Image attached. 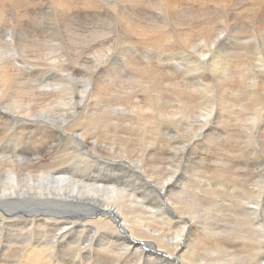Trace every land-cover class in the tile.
<instances>
[{"label": "bare ground", "instance_id": "obj_1", "mask_svg": "<svg viewBox=\"0 0 264 264\" xmlns=\"http://www.w3.org/2000/svg\"><path fill=\"white\" fill-rule=\"evenodd\" d=\"M22 1L23 0H16L15 2L20 3ZM129 1L130 0H127V3L125 2L126 4L124 3L125 5L124 7H120V5H122L120 4V5L115 6L116 8H111V10L114 12H116L117 10H120V11L124 10L123 12H121L120 20H119L120 23L123 24V29H124L123 31L124 36L122 35L124 43H123V46L121 47L120 54L122 55V58H121L122 61L127 63L131 67V69L136 72V74H134L133 77H131L130 79H128L127 74L119 77L121 73H117L118 71H116L115 68H109V66H105L104 60L103 59L99 60V58H98L99 61L92 62L91 60V63L89 64V66L87 65L88 67H90V68L87 67L88 69H91V66L99 67V68L103 66V69H108V73H107L108 79L106 80L103 79L104 80L103 85H102L103 89L100 90L98 87L97 89L98 91H101L100 94L103 92L105 94L109 93V95L114 96V99H118L119 97L118 94L121 92V85L123 84V82L133 81L131 84L143 83L146 81V78H149L150 76L155 75V74H157L156 77L158 80H157V83L152 88V91H155L154 93H156L157 95L159 93L160 95L163 90L161 87H158L159 78L168 69V67H165L166 66L165 64H162L161 66H157L155 60H153L152 54L149 52H146L145 50H143L142 52L141 48L138 46L139 44L137 45L135 43V39L138 38V35H141V37L146 38L147 36H150L153 32L157 30H164L163 28L168 27L167 21L170 19L167 20V18H169L171 15L168 16L167 14L168 17L164 19H148V20L134 19L136 16V12L131 11V9L130 11L128 10V6L130 3ZM113 2L115 3V1ZM137 3L138 1L135 0V4ZM259 4L260 5L264 4V0H222V1H218L215 4H213V6L215 8H218L219 6H223V8H220L219 10L214 11L215 16L218 20L230 22L232 24V31L235 30V31L241 32L238 29V26H239L238 19L239 18L237 20L234 19L231 21L230 19H228V17H231V15L224 10L229 11V8L231 7L230 5L232 6L235 5L237 7L234 9L233 15L236 14L239 16H243V15H240V13L242 14L243 11L248 10L250 6L252 8L253 5H259ZM1 6L2 5H0V13H2ZM177 7H179L178 2L175 0H161L157 8H159V12L166 13V10H168V12L170 11L171 14L174 15L178 11ZM177 20L180 23V25L177 22ZM112 21L114 22V20ZM63 22L65 21L62 20V23ZM68 22L66 23L68 24ZM118 23L119 22H117L116 24ZM108 24L110 23L108 22ZM184 24L187 26V23H184ZM67 27L68 29H70L69 28L70 26H67ZM257 27L254 24L253 26H251L252 38L250 37V39H240L238 38L240 35L238 37L236 35H231V37L229 38V32L227 31V29L226 30L222 29L221 31H218V34L216 33L217 36L214 38L212 36V32H213L212 27L207 26L206 27L207 30L205 29L206 32H204V35L207 40L202 39V41L198 45L200 47V51L195 52V60L190 58L193 61L189 60L187 65H184L181 62H177L176 64H173V62L171 63V68L177 71L181 69L184 72L187 69L190 71L197 72V74L191 75V78H190V80H193V81L197 80L196 83H192L193 81H187L185 82L188 84L187 86L184 85L185 87H183L180 85V88L178 89L179 92L177 93V96H178V99L180 100V103L184 107H187V104L191 102L190 100L194 95L206 96L203 89H205L206 91H210L211 89H213L212 87H210L209 85L203 82V78L205 77L207 79L211 78V80L212 79L218 80L217 83L220 85L221 90L223 92H226L230 89H234L235 87H236L235 90H237L243 85L244 89L248 91L247 94L252 97L253 102L256 103L257 101H260L258 105H261V110H258L260 111L258 114H264V78L262 80L257 81V79L259 78L258 76H249L247 74L242 73L240 70H237L232 67L235 57L246 58V60H248V57L250 56L260 57L262 54H264L263 53L264 44L260 41V39L257 36V33H258L257 30L264 34V28H257ZM168 28L169 30L168 31L165 30V31L173 34L177 38L184 32H193V29L190 26H187L186 28L181 26V20L179 19V17L176 19L175 28L172 29L171 25ZM196 28H199V26H196ZM19 30L17 31L15 27L9 28L8 35L10 38L5 40L4 45L0 42L3 45V50L5 48V49H11L13 51L11 58L5 57L4 54L0 52V84H9L11 81H14L16 84L21 83L27 86L19 90L21 96L27 92L26 90H28V92L31 93L33 96L35 95L41 96L43 93L48 96H54V99H56V101L57 100L64 101L68 103V106H69V104H71V102L69 101V98L73 99L72 97H75L73 96L74 88L72 86H69V84L71 83L72 78L76 80V75L72 74L70 78H67L68 80H64L62 78L63 76L62 71L67 66L66 61L70 62L71 59L74 57L72 55L74 54L73 47H72L73 42H70L71 45L69 46L66 45L65 43L62 46V49L65 50L64 53L67 57H64L62 55L64 58H62L61 62H59L61 64V67L57 66L58 64L57 60L59 59L58 57H61V56L57 55L58 59H56L55 56H53L54 57L53 59L49 57V53L46 52V50H43V49L41 50L39 47V44L35 43V46L37 47V50H36L37 56L39 54H42V51H44L42 56H38L39 61H40L39 65L42 66L44 63V60H48L47 62L48 72L44 69H40V70H44L47 73L51 72L53 75L50 77L48 81L46 79V84H48L47 82H50V86H49L50 89L43 90V92L41 93L36 89L38 88V85L34 83L32 84L29 82L34 79L36 80V78L38 79L36 75H35V78H34V75H32L33 70L36 69L34 67L37 64L36 65L31 64L32 60L31 61L28 60L29 58L26 59L28 63L22 60L21 61L16 60L17 59L16 57L18 55L17 51L15 50L16 42H18L17 40L22 39L21 36H24V33H25V31L23 33L22 30L20 31ZM57 31H59V29H57ZM109 34H112V33H109ZM168 37L169 35H166L164 37L159 36L158 41L155 40L152 43L151 45L153 46L152 48L160 49L162 43L165 40H167ZM49 38L51 39V33H50ZM64 38H67V35ZM99 38H100V35H98L97 39ZM68 39L73 40V38H68ZM46 41L48 43H52V41H48V40ZM76 41H78V39L74 40V42ZM119 42L121 41H119V37L116 36L111 40V43H109L111 45L104 47L106 49L103 52L101 50L95 51V49H97L95 48L94 49L95 54L93 58H96L95 57L96 55L97 57L98 56L110 57L111 53H113L112 51H114V49L117 48L116 46L118 45ZM218 43L223 44L224 48L218 47ZM31 45H33V43ZM223 49H226L228 51L223 52ZM221 53L224 54L223 57L225 58L228 57V59L225 60V62L227 63H225L224 66L220 65V63L222 64L224 62H222L220 59H216L217 56L222 55ZM86 57L87 56H85V58ZM50 58L53 61H55L56 59L55 63L54 62L50 63L52 62ZM49 59H50V62H49ZM93 61L95 60L93 59ZM81 62H84V60ZM88 62L89 61H87V64ZM149 62L150 64L148 65ZM36 63H38V60ZM242 63H245V62L242 60ZM230 65H231V69H230ZM12 66H14V68H12ZM42 68L44 67L42 66ZM55 68H58L59 70L58 69L57 70L60 72L56 73L57 71H55L56 70ZM263 69L264 68H263L262 63L258 61L254 63V70L256 73L261 72L262 74H264ZM99 74L102 76V73H99ZM27 76H31V78ZM26 77L29 80L26 79ZM81 77L82 78L87 77L86 78L87 86L86 88H84V90L85 89L89 90L90 88H92L91 87L92 85L98 84L96 81V78H94V74H91L90 72L89 73L84 72V75ZM183 77L186 79V76H183ZM40 81L44 82L45 80L40 78ZM107 82L110 83L109 87H108ZM79 84L77 87L80 86ZM201 87L203 89H201ZM126 89H128V87ZM5 90L6 89H4V91ZM238 90L240 91V89ZM152 91L147 93V97L149 96L153 97ZM210 93L211 95L214 94V92L212 91H210ZM82 94L83 93H80L81 96ZM98 94H94V95L97 96ZM134 94L135 92L134 93L132 92L128 96L132 97L131 102L135 106L136 110H139L141 104H139V102L134 103V97L132 96ZM158 100H160L159 97H158ZM15 102L18 103L19 99H16ZM99 108L100 107H98V109ZM61 109L63 110L62 112H60V114H67L68 112L67 109L65 108H61ZM213 110H214V105L212 106V109L211 111H209L208 114L206 113L202 114L204 118L199 120V123H198L199 130L197 131V135H198V132L200 131V133H204V135L206 136V134H208L209 131L211 132L214 130L216 123L213 124L211 120L209 119H207V121L204 122V120L206 119L208 115L213 114ZM89 112L92 113L94 112V110H90ZM121 112L122 111L119 109L118 114H121ZM123 112H125V110ZM3 113L7 114V119H12L14 120V122L21 123L24 128L25 127L34 128V125H27L26 123H24L26 121V118H21L23 122L17 120L16 117L20 116L18 114H8L6 112H3ZM162 114L163 113L160 110H158V113L156 115H151L149 117L148 123H153L154 119H156L157 121L159 120V122L162 124ZM100 116L101 115L94 114L91 116L90 119L83 118V125L81 126L78 124V119H76L77 121L75 120L76 122L75 124H77L76 131H80L82 134L78 136L79 139L75 137V135L73 134L74 132L72 133V132L66 131L67 129L65 130L63 126L62 128L61 127H58V128L51 127L50 125L45 126V127H42V126L37 127L38 129H45L49 131V133H51L52 136H55L57 133H63L62 136H65L64 138L66 139L75 138L74 142H75V145L77 146V149H76L77 153L81 154L82 158L84 159L81 162L77 163L79 167L82 168V171H83L82 178L76 179L74 175L62 174V172H65L64 170L55 172L52 169H47V170L42 169L40 165L42 161H44L43 156L25 157L21 154H20L21 156H19L18 152L13 153V152H10L11 150L10 151L4 150V152L0 154V160H2V162H0V172H2V170L5 171L3 172L4 174L2 173V175H0V264H104V263L120 264V262L124 260V257L126 258L128 256L129 258L131 256H134L138 260L137 264H155L153 261H151L148 258V252H151L152 254L156 255L158 257V261L160 262V264H233V261L231 262L229 260V258L232 257L233 254L230 255L229 250L233 249V247H236L239 244L238 241L242 239V237L246 239L245 242L243 241L240 242L241 244L240 246L244 245L245 247L242 250V253L245 254V258L249 259V257H251L254 259L255 264H264V261H263L264 260V255H263L264 254V186H261L260 188L256 189L257 190L256 192L255 189L253 188L251 189L249 187L250 183L247 179H245V176L242 177L238 173H235V174L233 173L232 177L228 178L225 181H219L216 184L214 181H213L214 184H211L212 183V180H211L212 178H211L210 179L211 181L209 180V182H211L210 183L211 185L210 187H207L206 189V192H208L207 197H209L211 194L221 195V194H226L230 191H232L233 193H237V192L239 193L238 190H241V193L244 196V198L240 200L241 203H243L241 206H244L243 208L240 207L243 209V216L241 218V223L248 224L249 226L248 228L245 227L246 228L245 230H239L237 228H236L237 230H235V228H233V235L229 236L230 238L229 240H233V242H230L226 238L222 239L218 237L213 230H212L213 232L208 230L206 231L208 235L205 240L201 241L200 243L196 245H189L187 243V238L185 236V231L187 229V225L186 223H184L185 217L178 215L177 209H183V208L191 209V211H193L192 219H198L202 217L200 208L197 207L196 210L194 208L195 206L194 200H190L183 196H176V197L171 196L168 199H166L167 201L165 203L157 202L154 205V208L151 209V207L148 205V202H147V198L150 197L151 195L148 196L146 194H143L142 198L138 199L137 192L130 188L133 182L130 178L126 179V182L124 183L125 184L124 187L120 186L121 184L120 178L118 179L119 182L118 183L116 182L118 185L116 183L109 185L105 183V180H103L104 178L103 176H106L108 174L107 172H106L107 174L104 173L105 170L111 171L113 170L112 169L113 166L124 165L122 168L125 171L132 172L131 176H133L134 174L136 175L138 174L142 179H145L144 181L146 182L145 183L146 186L148 187L153 186V189H156L158 195L160 194L168 195V192L174 191L176 187H179L181 191H185L188 185L186 184L184 180H182L181 175H180L181 178H176L178 174V170H175L173 172V175L167 180H165L163 182L162 187L159 189L154 186L155 184L153 180L149 178V176H148V180L145 178L147 174H146V171L143 170V168H146L147 162L151 160L148 157H151L152 155L157 154L156 151H161L160 153L162 154L163 151H165L164 149L166 147H163L161 145L162 143L160 144L157 141L150 140L143 144V149H142L143 152L134 150L135 148L131 146L132 143L134 142V138L133 136H131L132 133L130 134V132L127 131L129 135L125 137L124 135L119 134L118 130L116 131L117 127L121 128V132H125L126 129L133 130L135 124L133 125L134 122H132L131 120L132 115L105 114L104 115L105 124L103 127H100L98 125V123H101L102 121L100 120L102 118H99ZM191 116L192 114H187L188 127L191 128L192 130L193 129L197 130V128H193L189 126V125L191 126L193 125V119H192L193 116L192 117ZM0 117L2 118L4 117V115ZM59 118H63V122H66L68 121V119H70L67 115H61V117H57V119ZM37 120L43 121L42 119H37ZM86 120H89V122ZM123 122L126 124H124ZM119 123H123L121 127ZM69 124H70L69 128H71V125L74 124V122L71 121L69 122ZM157 125L159 126V124ZM251 125L252 124H250L248 128L246 127L247 128L246 140L248 143H253L254 141L253 135L255 134V132H257V131L254 132V130H252ZM260 125L262 126L263 124H260ZM123 126H126L127 128H123ZM129 126L131 127L129 128ZM97 128H99V130ZM159 128L161 127L159 126ZM123 129L125 130L122 131ZM68 130H71V129H68ZM104 130H108L111 134L115 135L116 141L114 142L120 143V144L118 143L119 145L117 147H111L108 149L106 148L107 141L104 140V136L101 135L100 133V132H103ZM96 131H99L100 133V134L98 133L97 136H96L97 134ZM67 133L69 135H67ZM159 134L164 138L167 137V134L162 129L160 130ZM187 135L188 134H186V136ZM94 136H96V140H92ZM123 140L130 142V143H123L122 142ZM168 143H169V140H168ZM150 145L153 148H155L157 145H160L161 149L150 151ZM184 145H185L184 146L185 148L187 144H184ZM109 146H113V144L111 143V145ZM10 147L12 146L10 145ZM169 148L170 147H168L167 149ZM132 152H134V154L135 153L138 154L137 157L135 158L132 157ZM235 152L237 151L235 150ZM85 161L88 162L91 166L88 168L89 171L86 170L88 165L87 166L84 165ZM5 167L7 168L5 169ZM65 167L66 166H62L61 169H64ZM95 167H98V171L102 173L103 176L97 175L94 173L96 169ZM71 169L72 168H69V170ZM224 169L225 167H223V171ZM261 176L262 175H260V177ZM219 179H221V177H219ZM171 181H173L174 183L169 185ZM178 198L182 200L179 201ZM4 202H5V205H2L3 207H1V204ZM213 203L216 204L217 206L225 205V203L223 204L219 200H216V199L214 200V198H213ZM214 207L216 206L213 205V208ZM236 207L237 206H235L234 208ZM228 208L230 207L228 206ZM97 216L98 218L94 219V217H97ZM192 219H191V222H194ZM230 219H233V218H230ZM222 221L224 222V220ZM156 222L158 224H161L162 226L160 225L159 227ZM172 223L173 224L183 223V225H182V228L178 232L176 231L175 233L176 228L173 229L172 227L173 225L170 226ZM231 223L232 222H230L229 224ZM214 224L215 223L213 222V224L211 225L214 226ZM229 224L227 225L229 226ZM203 225L205 226V223H203ZM223 225L225 226V224ZM214 227H217V226H214ZM107 229H109V232H107ZM74 231L76 232V234H74ZM106 232H107V235H106ZM72 233L74 235L70 237L71 236L70 234ZM136 233H140L142 237H138ZM84 234L87 236H85ZM66 239L70 241L69 244L72 245L70 246L72 248L70 250L67 248L68 249L67 252H62L61 248H63L64 246L63 245H62L63 247L61 246V242H63ZM98 239H100L99 244L96 243ZM235 241H237V243H235ZM167 247L172 248L173 252L169 254L167 251ZM102 249H104L105 251L109 253V255L106 254L107 256L105 257L103 256L104 259H102L103 257L101 255H98L99 251H102ZM253 252L255 253L262 252L261 254L262 256L255 254L256 256H261L260 258L257 257L256 259L253 257ZM237 257H239V255ZM106 260H109L110 262H107ZM242 261H243V258L240 261H238L239 263L237 264H244Z\"/></svg>", "mask_w": 264, "mask_h": 264}, {"label": "rangeland", "instance_id": "obj_2", "mask_svg": "<svg viewBox=\"0 0 264 264\" xmlns=\"http://www.w3.org/2000/svg\"><path fill=\"white\" fill-rule=\"evenodd\" d=\"M15 1L16 0H1L0 1V5H2L1 6L2 13H0V42L4 45L5 40L10 38L8 35V32H9L8 29L11 27H15L17 31L20 29L22 30L23 33L25 31L24 36H21L22 39L17 40L18 42H16L15 50L18 53L16 60L17 61L22 60V61L27 62L26 59L29 58L28 60L30 61L32 60L31 64H35V65L37 64L34 67L36 69L33 70L32 75H34V78L36 75L38 79L36 78L37 81L34 79L29 82L32 84L34 83L38 85V88L36 89L41 93L43 92V90L50 89L49 87L50 82H47L48 84H46V79L48 81L50 77L53 75L51 72L47 73L48 72L47 71L48 60H44V63L42 65L44 68H42V66L39 65L40 61H39L38 56H42L44 51H42V54H39L37 56L36 54L37 47L35 46V43L39 44V47L41 50L42 49L46 50V52L49 53V57L53 59H54L53 56H55L56 59L59 58L57 60V63H58L57 66L61 67V64L59 62H61L62 58L67 57L64 53L65 50L62 49V46L64 43L69 46L71 45L70 42H73L72 47H73L74 54L72 55L74 57L71 59L70 62L66 61L67 66L63 70L64 72L62 71V74H63L62 78L64 80H68L67 78H70L72 74L76 75V80L72 78L71 83L69 84V86H72L74 88L73 96H75L76 98L75 97H72L73 99L69 98V101L71 102V104H69L68 106V103L61 101V100L59 101L57 100L59 102L58 103L56 99H54V96H48L43 93L41 96L35 95L36 96L35 97L31 93H29L28 90H26L27 92L21 96L19 90H21L24 87H27L26 85H23L21 83L16 84L14 81H11L9 84H0V90H1L0 91V108H1L0 112H2L0 113V116L4 115V117L2 118L0 117V154L3 153L4 150L5 151L11 150L10 152H13V153L18 152L19 156L21 155L25 157L43 156L44 161H42L40 165L42 169H46V170L52 169L55 172L64 170L65 172H62V174L74 175L76 179L82 178L83 171H82V168H80L77 163L81 162L84 159L82 158L81 154L77 153V150H76L77 146L75 145V142H74L75 138L66 139L64 138L65 136H62L63 133H57L55 136H52L51 133H49V131L45 129H38L37 127L38 126L45 127V126L50 125L51 127H56V128L61 127L62 128L63 126L65 130L67 129L66 131L72 132V133L74 132L73 134L75 135V137L79 139L78 136L82 134L80 131H76L77 130V124H75L76 119H78V124L81 126L83 125V118L90 119L91 116L94 114L101 115L99 118H102L100 119L102 121L101 123H98V125L100 127H103L105 124V119H104L105 114L132 115L131 120L132 122H134L133 125L134 124L136 125V126L134 125L133 130L126 129L125 132H121V128L117 127L116 131L118 130V133L121 135H124L125 137L129 135L127 131H129L130 134L132 133L131 136H133L134 142L132 143L131 146L135 148L134 150L143 152L142 151L143 144L150 140L157 141L160 144L162 143L161 145L163 147H166L164 149L165 151H163L162 154L160 153L161 151H156L157 154L152 155L151 157H148L151 160L147 162L146 168H143V170L146 171V174H147L145 178L148 180V176H149V178L153 180L155 184L154 186L159 189L162 187L163 182L167 180L168 178H170L173 175V172L175 170H178V174L176 178H181L182 176V180L186 182L188 187L185 189V191H181L179 187H176L174 191L168 192V195L167 194L158 195L156 189H153V186L152 187L146 186L145 184L146 182L144 181L145 179H142L138 174L137 175L134 174L133 176H131L132 172L125 171L122 168L124 165L113 166L112 167L113 170H111L112 172L105 170L104 173L109 174V175L108 174L106 175L107 177L103 176L102 173L98 171V167H95L96 168L94 171L95 174L102 175L104 177L102 178L103 180H105V183L109 185H112L113 183H116V182L118 183L119 182L118 179L120 178L121 187H124L125 185L124 183L126 182V179L130 178L133 181L130 188L137 192L138 199H141L143 194H146L148 196L151 195L150 197L147 198L148 205L151 207V209L154 208V205L157 202L165 203L167 201L166 199H168L171 196L172 197L183 196L190 200H194L195 201L194 208L195 210L197 209V207L200 208L202 217L198 219H192L193 211H191V209H185V208L177 209V214L185 217L184 220L186 222L184 221V223H186L187 225L185 236L187 238V243L189 245H196L200 243L201 241L205 240L208 235L206 231L208 230L209 231L213 230L218 237L222 239L226 238L229 240L230 239L229 236L233 235V228H235V230L237 229L245 230L246 228H248L249 226L248 224L241 223V218L243 216L242 208L244 207V206H241L243 203H241L240 201L241 199L244 198V196L241 193V190H238L239 193L238 192L233 193L232 191H230L226 194H221V195L211 194L209 197H207L208 192H206V189L207 187H210L211 184H214L213 181L215 182V184L218 183L219 181H225L228 178L232 177L233 173L234 174L238 173L242 177L245 176V179H247L250 183L249 187L251 189L252 188L255 189L256 192H257L256 189L260 188L261 186H264V167H263L264 166V160H263L264 159L263 157L264 156V120H263L264 114H258L260 112L258 110H261V105H258L260 101H257L256 103L253 102L252 97L247 94L248 91L244 89L243 85L242 87L238 88L240 89V91L238 89L235 90L236 89L235 87L234 89L228 90L229 92L228 91L223 92L221 90L220 85L217 83L218 80H214V79L211 80V78L207 79L204 77L203 82L213 88L210 91L214 92V94L211 95L210 91H206L205 89L201 87V89H203V91L205 92L206 96L208 94L209 95L207 97L203 95L202 96L194 95L190 100L191 102L187 104V107H184L180 103V100L178 99V96H177V93L179 92L178 89L180 88V85L183 87L187 86L188 84L185 82L193 81V80H190L191 75L197 74V72L190 71L187 69L184 72L181 69L177 71L171 68V63L173 62V64H176L177 62H181L184 65H187L189 60L190 61L195 60V52L200 51V47L198 45L200 44L202 39L207 40L204 35V32H206L207 30L206 29L207 26L212 27L213 29L212 36L214 38L217 36L218 31H221L222 29L223 30L227 29V31L229 32V38L231 37V35H236L237 37L240 35L238 37L240 39H250V37L252 38L251 26H253V24L256 27L258 26L257 28H264V4L253 5L252 8L250 6L248 10H245L243 12L241 11L242 14L240 13V15H243V16H239L236 14L233 15L234 9L237 7L235 5H233L234 7L230 5L231 7L229 8V11L224 10L231 15V17H228V19H230L231 21L234 19L237 20L239 18L238 19V22H239L238 29L241 32H238L235 30L232 31V24L230 22L221 21L216 18L214 11L219 10L220 8H223V6H219L218 8H215L213 4H215L218 1H222V0H206V1L204 0H189V1L188 0H175L178 2V6H179L177 7L178 11L177 13H175L176 15L171 14V12L170 11L168 12V10H166V13L159 12V8L157 7L161 0H137L138 1L137 4H135V0H130L128 10L130 11L131 9V11L136 12V16L134 19H145V20L164 19V18H167L169 15H171L169 18H167V20L170 19L167 21L168 27H170L171 25L172 29L175 28L176 19L179 17V19L181 20V26L184 28H186L187 26H190L193 29V32H184L177 38L173 34L167 32L169 30V28L167 27V28H163L164 30H157L159 33L157 31L153 32L150 36H147L146 38H143L141 37V35H138V38L135 39V43L137 45L139 44L138 46L141 48L142 52L143 50H145L146 52L151 53L153 56V60H155L157 66H161L162 64H165L166 65L165 67H168L166 72H164L165 75L163 74L159 78L158 87H161L163 91L160 95L158 92H157L158 93L157 95L156 93H154L155 91H152V88L154 87V85L157 83V80H158L156 77L157 74H155V75L150 76L149 78H146V81L143 83L131 84L133 81L123 82V84L121 85V92L118 94L119 95L118 99H114V96L109 95V93L105 94L102 91L103 93L100 94L101 91H98L97 89V87L100 90L103 89V86H102L103 81L108 79V76H107L108 69H103V66H101L100 68L91 66V69H92L91 70V69H88L90 68L88 66L91 63V60L92 62H97L100 59H103L105 66H109V68H115V70L118 71L117 73H121L119 77L127 74L128 79H130L131 77H133L134 74H136V72L132 70L131 67L127 63L122 61L121 59L122 55L120 54L121 47L123 46V43H124L123 41L124 29H123V24L120 23L119 20H120L121 12H123L124 10H121V11L117 10L116 12L111 10V8H116L115 6L120 5V4H122L120 5V7H124L125 6L124 3L125 2L127 3V0H118V1L117 0H107V1L106 0H28V1L23 0L20 3L15 2ZM113 1H115V3ZM5 16L7 17V19ZM245 19L246 20L248 19V20L246 21ZM62 20L65 22L62 23ZM112 20H114V22ZM66 22H68V24ZM108 22L110 24H108ZM117 22L119 23L116 24ZM184 23H187V26ZM67 26H70L69 28L71 30L68 29ZM196 26H199V28H196ZM57 29H59V31H57ZM257 32H258L257 33L258 38L264 44V40H263L264 34L259 32L258 30ZM50 33H51V39L49 38ZM109 33H112V34H109ZM165 34L169 35V37L167 40H165L162 43L160 49L152 48L153 47L151 46L152 43L155 40L158 41L159 36L160 37L166 36ZM66 35H67V38H64L66 37ZM98 35H100L99 39H97ZM116 36L119 37V41H121L122 43L121 42L118 43V45L116 46L118 49L115 48L114 51H112L113 53H111L110 57H107V56L97 57L96 55L95 56L96 58H93L95 54L94 53L95 48H97L95 49V51L101 50L103 52L106 49L104 47L111 45L109 43H111V40ZM68 38H73V40L68 39ZM75 39L76 40L78 39V41L74 42ZM46 40L52 41V43H48ZM1 43H0V52H2L5 57L11 58L13 51L11 49H5V48L3 50V45ZM32 43L33 45H31ZM48 46L51 48H49ZM218 47L224 48V45L221 43H218ZM226 49H223V52L228 51ZM57 55L61 57H58ZM223 55L224 54L216 57V59H220L222 62H224L222 64L220 63V65L222 66H224L225 63H227L225 62V60L228 59V57L225 58L223 57ZM85 56L87 57L85 58ZM250 57H248V60H246V58L235 57L232 67L237 70H240L242 73L247 74L249 76H258L259 78L257 79V81L262 80L264 78V74H262L261 72H258V73L255 72L254 63L258 61L263 64V68H264V54H262L260 57H253V56H250ZM190 58L193 60H191ZM50 59H49V62H50ZM93 59L95 61H93ZM37 60H38V63H36ZM83 60L84 62H81ZM86 60L89 61L88 64ZM242 60L245 63H242ZM51 61L52 62L50 63H53V62L55 63V61H53L52 59ZM150 62L148 63V65L150 64ZM12 68H14V66H12ZM40 69H44L47 72L44 70H40ZM55 69H56L55 71H57L56 73L60 72L58 71L59 70L58 68H55ZM230 69H231V65H230ZM88 71L91 74H94V78H96V81L98 84L92 85L91 86L92 88H90L89 90H86V89L84 90V88H86L87 86V81H86L87 77L82 78L81 76L84 75V72L89 73ZM99 73H102V76ZM183 76H186V79ZM27 77L31 78V76H27ZM27 77L26 79H28ZM40 78L44 79L45 81L44 82L40 81ZM196 81L197 80L193 81L192 83H196ZM107 83L109 87L110 83L109 82ZM78 84L80 85L79 87H77ZM127 87L128 89H126ZM77 88L78 89L80 88V89L78 90ZM4 89L6 90L4 91ZM150 91H152L153 97L152 96L147 97V93ZM132 92L133 93L135 92V94L132 95L134 97V103L139 102V104H141L140 109H139L140 111L136 110L135 106L131 102L132 97L128 96ZM80 93H83L82 94L83 97L80 95ZM94 94H98L97 95L98 97ZM171 96L172 97L174 96V97L172 98ZM158 97L160 100L162 98L163 99L160 101L158 100ZM16 99H19L18 103L15 102ZM157 100L159 103L157 102ZM213 105H214L213 114L208 115L206 119L204 120V122L207 121V119H209L211 120L213 124L216 123L214 127L215 131L214 130L211 132L209 131V133L206 134V136L204 135V133H200L199 131L197 135V131L199 130L198 128L199 120L204 118L202 114H205V113L208 114L209 111H211ZM98 107L100 108L98 109ZM61 108L67 109L68 111L67 114H60V112H62L63 110ZM119 109L122 111L121 114H118ZM90 110H94V112H92L93 114L89 112ZM124 110L125 112H123ZM158 110H160L163 113L162 114V124L159 122V120L157 121L156 119H154L153 123H148L149 117L151 115H156L158 113ZM3 112H6L8 114L20 115V116H17L16 118L17 120L21 122H23L21 118H26L27 122L25 121L24 123H26L27 125H34V128H27V127L24 128L21 123L14 122V120L12 119H7V114H4ZM187 114H192L193 116V117L191 116L193 119V125L192 126L189 125V126L193 128H197V130L195 129L192 130L191 128L188 127ZM61 115H67L70 119H68V121L66 122H63V118L57 119V117H61ZM37 119H42L43 121H39ZM69 120L74 122V124L71 125V128H69L70 126L69 122H71ZM86 121L89 122V120H86ZM169 121L173 124H171ZM123 123H119L120 127L122 126ZM157 124H159L161 128H159ZM250 124H252L251 125L252 130H254V132L257 131L253 135L254 136L253 143H248L246 140V137H247L246 131H247L248 126H250ZM260 124H263V125L261 126ZM130 127L131 126H129V128ZM123 128H127V127L123 126ZM68 129H71V130H68ZM97 129L99 130V128ZM161 129L164 130V132L167 134L166 138L162 137L159 134ZM124 130L125 129H123L122 131ZM96 133H97L96 134L97 136L99 131H96ZM100 133L101 135L104 136V140L107 141L106 143L107 149L111 147H117L120 144L119 142H118L119 144L114 142L116 141L115 135L111 134L108 130H104L103 132H100ZM186 134L188 135L186 136ZM67 135L69 134L67 133ZM96 136H94L92 140H96ZM168 140H169V143H168ZM122 142L130 143L124 140ZM111 143L113 144V146H109L111 145ZM184 144H187L185 148H184L185 146ZM10 145L12 147H10ZM168 147L170 148L167 149ZM156 149L158 150L161 149L160 145H157L155 148H153L150 145V151H153ZM235 150L237 152H235ZM137 155L138 154L136 153L134 154V152H132V157L135 158L137 157ZM0 162H2V160H0ZM84 165L86 166L88 165L86 170L89 171L88 168L91 167L90 164L85 161ZM62 166H66V167L64 169H61ZM223 167H225L224 171H223ZM6 168L7 167H5V169ZM69 168H72V169L69 170ZM3 172L5 171L2 170V172H0V175H2ZM260 175L262 176L260 177ZM219 177H221V179H219ZM210 179L212 180V183L209 182ZM172 183L174 182L171 181L169 185H171ZM213 198L214 200L216 199V200L221 201L223 204L225 203V205L217 206L216 204L213 203ZM178 199L179 201L182 200L180 198ZM2 205H5V202L1 204V207H3ZM213 205L216 207L213 208ZM228 206L230 208H228ZM235 206L237 207L234 208ZM96 218H98V216L94 217V219ZM230 218H233V219H230ZM191 219L194 222H191ZM222 220H224V222ZM212 221L215 223L214 226H217V227H214L213 225H211L213 224ZM219 221L223 223L221 224ZM230 222L232 223L229 224ZM203 223H205V226L203 225ZM223 224H225V226ZM227 224H229V226ZM157 225L160 227L161 224L157 223ZM182 225L183 223H179V224L172 223L170 226H172L173 229L176 228L175 229V233H176V231L178 232L182 228ZM107 232H109V229H107ZM107 232H106V235H107ZM74 234H76L75 231H74ZM74 234L73 233L70 234L71 235L70 237H72ZM136 234L138 235V237H142L140 233H136ZM242 239L238 241L239 244L236 247H233V249L229 250L230 255L231 254L234 255V257L232 255V257H230L229 260L231 262L233 261V264H237L239 263L238 261H240L243 258L242 262L244 264L246 263L255 264V261L253 258L251 257H249V259L245 258V254L242 253V250L245 247L244 245L240 246L241 245L240 242L246 241L244 237H242ZM229 241L233 242V240H229ZM69 243L70 241L67 239L61 242V246L62 245L64 246V247L62 246L63 248H61L60 246L62 252H67L68 249L70 250L72 248L70 247L72 245ZM96 243L99 244L100 239H98ZM235 243H237V241H235ZM167 251L169 254L173 252L172 248H169V247H167ZM258 253L253 252V257L256 259L257 257L260 258L262 256L261 255L262 252L261 253L258 252ZM106 254L109 255L107 251L102 249V251H99L98 255L105 257L107 256ZM255 254L261 255V256H256ZM238 255L239 257H237ZM104 257L102 259H104ZM148 258L151 261H153L155 264H160V262L158 261V257L152 254L151 252H148ZM135 259L136 258L134 256H131L130 258L129 256L126 258L124 257V260H122L120 264H137L138 260L137 259L135 260ZM232 259H234L235 261ZM106 261L110 262L109 260H106Z\"/></svg>", "mask_w": 264, "mask_h": 264}]
</instances>
